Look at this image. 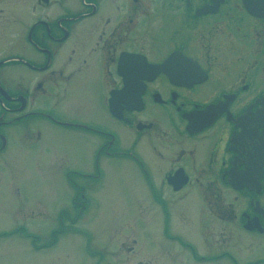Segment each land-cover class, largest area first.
<instances>
[{
	"label": "flooded vegetation",
	"instance_id": "1",
	"mask_svg": "<svg viewBox=\"0 0 264 264\" xmlns=\"http://www.w3.org/2000/svg\"><path fill=\"white\" fill-rule=\"evenodd\" d=\"M115 163L148 243L88 227ZM29 167L65 190L30 188ZM15 238L32 264L58 247L77 260L50 264H264V0H0V240Z\"/></svg>",
	"mask_w": 264,
	"mask_h": 264
},
{
	"label": "rangeland",
	"instance_id": "2",
	"mask_svg": "<svg viewBox=\"0 0 264 264\" xmlns=\"http://www.w3.org/2000/svg\"><path fill=\"white\" fill-rule=\"evenodd\" d=\"M65 150H63L61 159L62 164H70L73 161L74 157L72 155L76 154V150H73V148L70 146L69 143L64 146ZM123 167L120 164H114L110 165L106 170L105 175V184L108 186L110 190V198L106 200L105 198L98 197L97 198V205L93 209L94 215L93 219H88V227L92 228L94 231L103 229V235L102 237L104 239H108L109 235L108 233L115 228L122 227V230L125 234V243H131L132 238L135 237L134 231L138 232L137 241H140L142 243H148L150 241L149 233L147 235L144 233V230L146 228H151V220L150 222H147L146 218H133V212H134V205L131 204H124L120 202V197L128 195L129 189L127 186L125 188L120 187L119 183L123 182V179L125 177H121V170ZM7 172V171H6ZM19 178L23 179V181L29 185L30 188H32V185H36L38 182L42 181L45 185V193L44 195H48V186L49 185H56L57 188L51 187V191H62L65 190V187L62 186L63 178L59 180V175L55 174L53 178H49L47 176H38L35 170L31 169L29 167L28 170L19 169L17 170ZM99 196H102V194H99ZM128 206L131 207L132 210H129ZM49 206L47 205V208ZM4 226V225H3ZM135 226V227H134ZM134 227V228H133ZM133 228V229H132ZM144 228V229H143ZM147 229V231H149ZM127 230V231H125ZM71 237L68 236V239ZM62 239H60L61 243ZM67 243V241L64 239L63 244ZM159 242L157 238V243ZM13 243V244H12ZM18 240L15 238L13 241H6V240H0V246L5 247L6 251L0 252V259L4 261H14V264H32L28 261H30L32 258L31 254L28 255L27 251H25L21 246L17 245ZM175 243V242H173ZM260 243V242H259ZM58 253L56 250H53L52 252H49L45 255H43L40 260L42 261L40 264H50L48 261L51 259L54 260H77V253L73 254L71 258H67L63 254V249L58 247ZM261 252V251H260ZM35 258L36 255L34 256ZM29 259V260H28ZM28 260V261H27ZM27 261L26 263H24ZM36 264V263H34Z\"/></svg>",
	"mask_w": 264,
	"mask_h": 264
}]
</instances>
